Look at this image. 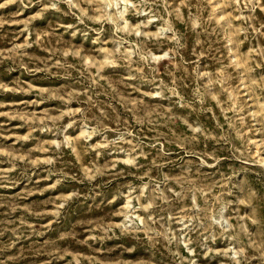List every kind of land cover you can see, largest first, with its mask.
<instances>
[{
	"label": "rangeland",
	"instance_id": "374dc122",
	"mask_svg": "<svg viewBox=\"0 0 264 264\" xmlns=\"http://www.w3.org/2000/svg\"><path fill=\"white\" fill-rule=\"evenodd\" d=\"M0 264H264V0H0Z\"/></svg>",
	"mask_w": 264,
	"mask_h": 264
}]
</instances>
